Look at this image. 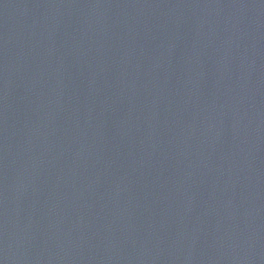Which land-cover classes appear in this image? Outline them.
I'll return each mask as SVG.
<instances>
[{
    "label": "water",
    "instance_id": "water-1",
    "mask_svg": "<svg viewBox=\"0 0 264 264\" xmlns=\"http://www.w3.org/2000/svg\"><path fill=\"white\" fill-rule=\"evenodd\" d=\"M0 264H264V0H0Z\"/></svg>",
    "mask_w": 264,
    "mask_h": 264
}]
</instances>
